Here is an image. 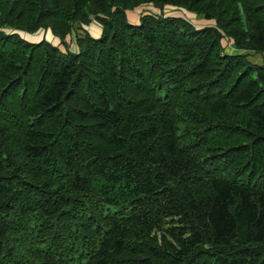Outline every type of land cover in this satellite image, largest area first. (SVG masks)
<instances>
[{
	"label": "trees",
	"instance_id": "trees-1",
	"mask_svg": "<svg viewBox=\"0 0 264 264\" xmlns=\"http://www.w3.org/2000/svg\"><path fill=\"white\" fill-rule=\"evenodd\" d=\"M249 53L264 0H0V264H264Z\"/></svg>",
	"mask_w": 264,
	"mask_h": 264
},
{
	"label": "rangeland",
	"instance_id": "rangeland-1",
	"mask_svg": "<svg viewBox=\"0 0 264 264\" xmlns=\"http://www.w3.org/2000/svg\"><path fill=\"white\" fill-rule=\"evenodd\" d=\"M150 13L155 14V15H159L160 11L154 9L151 6H141L139 8L132 10V11H127L126 17H127L128 22L133 24V23H136L141 16L148 15ZM162 14H165V16L183 17L192 26H194L195 29H200V28H203L204 26L208 27V26L213 25L212 21H207L201 17H196V16H194L190 13H187L185 11L183 12L182 10L171 9L170 7H165V9L162 11ZM192 16H194V17H192ZM82 28L84 30H86L93 37H97L99 35V32H101V29L96 22H92L87 27L82 26ZM8 32L18 34L23 40L30 42V43H38L42 40H45L48 43L52 44L53 46H60L59 40L51 34L50 30H40L35 34H27L24 32H19V31H14V30H8ZM76 34H82L81 29L77 28V30L75 32H73L72 35L66 39V42L68 43V48L71 51L76 50V45H75V41H74V36H76ZM60 48H62V47H60ZM231 50H232V52H231ZM224 51L227 54H232V53L236 52L235 50L231 49L230 46H226ZM250 57H251V55L248 58L250 59ZM250 61L253 62L254 64L264 66V56L262 57L261 55H256L255 57H252L250 59Z\"/></svg>",
	"mask_w": 264,
	"mask_h": 264
},
{
	"label": "crops",
	"instance_id": "crops-1",
	"mask_svg": "<svg viewBox=\"0 0 264 264\" xmlns=\"http://www.w3.org/2000/svg\"><path fill=\"white\" fill-rule=\"evenodd\" d=\"M139 22V20L136 22V23H133V24H137ZM99 26V25H98ZM87 27V26H86ZM99 29V28H98ZM100 30V29H99ZM99 35H100V32H99ZM98 35V36H99ZM97 36V37H98ZM93 37V36H92ZM96 38V37H95ZM232 49V48H231ZM234 50V49H233ZM231 52H232V50H231ZM230 53V52H229ZM235 53H240L239 51H236ZM251 55V57H250V59L252 58V57H255L256 55H260V54H254V53H249V56ZM262 56V55H261ZM263 57V56H262ZM249 59V60H250ZM253 63V62H252Z\"/></svg>",
	"mask_w": 264,
	"mask_h": 264
},
{
	"label": "built area",
	"instance_id": "built-area-1",
	"mask_svg": "<svg viewBox=\"0 0 264 264\" xmlns=\"http://www.w3.org/2000/svg\"><path fill=\"white\" fill-rule=\"evenodd\" d=\"M171 8V7H170ZM171 9H175V8H171Z\"/></svg>",
	"mask_w": 264,
	"mask_h": 264
}]
</instances>
